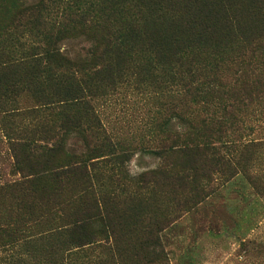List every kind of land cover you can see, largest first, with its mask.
Instances as JSON below:
<instances>
[{
  "label": "rangeland",
  "instance_id": "obj_1",
  "mask_svg": "<svg viewBox=\"0 0 264 264\" xmlns=\"http://www.w3.org/2000/svg\"><path fill=\"white\" fill-rule=\"evenodd\" d=\"M25 1L28 6L35 0ZM242 1L225 0L228 13L234 16L235 32L239 40L249 38L263 43L264 0H259V12L255 11L254 3L244 0L242 4ZM168 6L167 1L139 2V38L129 39L130 44L139 45L133 64L126 66L128 76L124 75L111 89L104 86L101 96L91 101L107 137L119 152L127 153L123 169L135 182L124 192H117V201L109 208L114 219L113 235L107 243L94 242L83 250L66 243L63 233L48 239L43 238L46 233L34 235L11 247H0V264H264V68L248 67L246 62L240 64V49L236 44L228 46L227 54L213 55L215 50L201 43L211 42L219 33L221 16L216 14L217 5L178 4L173 11L187 24L173 19V11L166 10ZM159 9H164L161 17L156 13ZM198 12L203 16L202 25H211V31L189 22V17L198 16ZM14 17L11 3L1 2L0 42L15 46L18 52L29 45L43 46L39 29H43L44 22L37 29L30 26L23 29L13 21ZM48 18L45 33L61 21L55 12ZM197 33L200 37L189 49ZM93 39L88 32L74 33L58 37L53 47L74 64L75 70H81L82 64L91 58ZM178 56L183 69L193 62V66L203 67L210 75L217 64V74L231 88L238 79L236 87H242V103H234V109L225 118L218 110L212 126L200 127L206 116L191 103L183 86L171 82L172 73L168 74ZM17 75L18 80H23L25 90L16 92L15 98L9 95L7 103L16 104L18 110L2 113L0 103V187L21 180L14 159V153L20 151L10 147L13 142L28 138L45 145L42 140L54 115L51 106L40 98L63 91L62 86L51 81L36 79L27 83L28 74L23 69ZM2 89L0 83V94ZM232 101L228 98V102ZM188 120L196 130L188 129ZM177 135L223 136L232 147L225 155L231 169L214 172L206 195L193 204H185L184 195L179 196L165 183L155 184L148 176L147 183L137 182L141 175L165 168L167 163L155 152ZM51 144L52 141L47 146ZM66 149H72L69 153H79L85 145L80 137L73 135ZM110 167H103L101 174L95 173L93 181L102 185L105 192L116 189L115 183L114 188L108 187ZM73 183L63 188V198H72ZM11 204L8 197L0 200V215L9 212ZM43 230L53 231L41 227L34 231L39 234ZM69 248L77 255L68 256Z\"/></svg>",
  "mask_w": 264,
  "mask_h": 264
},
{
  "label": "trees",
  "instance_id": "obj_2",
  "mask_svg": "<svg viewBox=\"0 0 264 264\" xmlns=\"http://www.w3.org/2000/svg\"><path fill=\"white\" fill-rule=\"evenodd\" d=\"M4 1L11 3L15 16L13 21L18 23V27L37 29L43 22L44 27L39 29L43 46L29 45L18 52L15 46L0 42L2 113L18 110L16 104L9 105L7 101L9 95L15 98L16 92L25 90L23 80H18L19 69L28 74L27 83L36 79L51 81L56 86H62L63 91L59 95L50 93L40 98V101H46L51 106L54 115V121L45 130L46 136L42 140L45 145L36 144V141L28 138L10 145L12 149L20 151L19 154L14 153V159L21 180L0 187V200L8 197L12 203L10 211L0 215V247H11L16 242L45 233L44 239L54 235L58 238L63 233L67 237L66 243L81 250L94 242L105 244L113 235L114 219L109 208L116 203L117 192H124L135 182L125 175L123 169V164L128 160L127 153L119 152L118 147L107 137L91 101L101 96L104 86L111 89L124 75L128 76L126 66L133 64L135 49L139 45L130 44L129 39L139 38L137 19L141 0H35L28 6L25 0H0V3ZM156 1L160 4L167 1V12H172L178 4L188 7L200 4L205 7L212 2L217 5L216 14L221 16L218 37H214L211 42L205 40L201 43L215 50L211 53L213 55L227 54L228 46L236 44L237 49H240V64L246 62L248 67L264 68V42L251 41L249 38L239 40L236 27H233L234 16L228 13L225 0ZM246 1L254 3L255 11L259 12V0ZM53 12L59 14L61 21L54 23L49 27V33H45L46 20ZM156 13L161 17L164 9ZM252 15L258 16L255 13ZM171 17L187 24L181 20L178 12L173 11ZM201 19L204 22L201 13L198 16L191 15L189 22L202 25ZM202 26L211 31V25ZM84 32L94 38L92 55L82 64L83 69L75 70L74 64L56 51L53 41L60 36ZM199 37L200 33L194 36L189 49ZM171 65L168 71L169 75L172 73L171 82L183 86L191 103L206 116L200 122V127L212 126L218 110L222 113L221 117L229 116L235 107L234 103L244 100L240 94L242 87H236L239 80H235L233 88L229 87L226 79L217 74V64L211 75L203 67L193 66V62L183 69L179 56ZM228 98L233 101L228 102ZM220 104L222 108L218 107ZM192 124L188 120V129L196 130ZM73 135L80 137L85 145V149L79 153H69L72 149H66L69 137ZM89 139L92 146H89ZM224 139L223 136H173L170 144L161 145L155 152L162 162L167 163L165 168L143 174L137 182L140 185L147 183L145 178L148 176L155 184L165 183L179 196L184 195L185 204L199 202L206 195L212 174L231 169L225 155L229 154L232 147ZM51 141L53 144L48 147ZM175 158L178 160H170ZM107 165H111V184L108 187L114 188L113 183L116 184V189L109 192L103 191L102 185L93 182L95 173L101 174V169ZM71 181L74 182V189L69 200L63 198L61 193ZM12 206L15 211H12ZM40 227L53 231L43 230L36 234L34 230ZM67 255L75 256L77 253L69 248Z\"/></svg>",
  "mask_w": 264,
  "mask_h": 264
}]
</instances>
